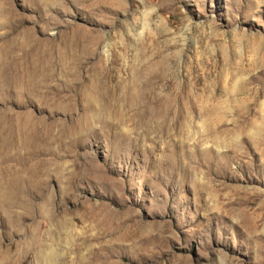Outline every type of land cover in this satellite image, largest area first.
Here are the masks:
<instances>
[{
	"label": "rangeland",
	"instance_id": "rangeland-1",
	"mask_svg": "<svg viewBox=\"0 0 264 264\" xmlns=\"http://www.w3.org/2000/svg\"><path fill=\"white\" fill-rule=\"evenodd\" d=\"M0 264H264V0H0Z\"/></svg>",
	"mask_w": 264,
	"mask_h": 264
}]
</instances>
